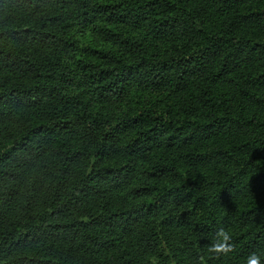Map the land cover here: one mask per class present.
I'll list each match as a JSON object with an SVG mask.
<instances>
[{"label":"trees","instance_id":"16d2710c","mask_svg":"<svg viewBox=\"0 0 264 264\" xmlns=\"http://www.w3.org/2000/svg\"><path fill=\"white\" fill-rule=\"evenodd\" d=\"M252 252L264 0H0V264Z\"/></svg>","mask_w":264,"mask_h":264},{"label":"clouds","instance_id":"9594fccd","mask_svg":"<svg viewBox=\"0 0 264 264\" xmlns=\"http://www.w3.org/2000/svg\"><path fill=\"white\" fill-rule=\"evenodd\" d=\"M207 250L217 259L222 256L226 257L232 253L235 250V244L230 230L224 228L217 229L212 236L211 243L207 246ZM261 255L257 252H252L247 257V264H261ZM199 264H206V258L201 256Z\"/></svg>","mask_w":264,"mask_h":264}]
</instances>
